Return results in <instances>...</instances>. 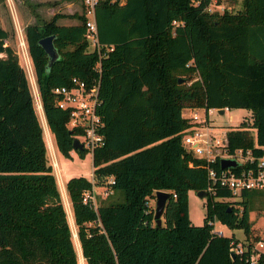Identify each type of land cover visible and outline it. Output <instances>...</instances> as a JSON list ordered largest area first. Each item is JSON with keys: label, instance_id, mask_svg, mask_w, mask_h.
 Wrapping results in <instances>:
<instances>
[{"label": "trees", "instance_id": "16d2710c", "mask_svg": "<svg viewBox=\"0 0 264 264\" xmlns=\"http://www.w3.org/2000/svg\"><path fill=\"white\" fill-rule=\"evenodd\" d=\"M209 1L101 0L95 9L98 40L107 48L101 55L88 47L83 9L69 14L76 23H58L64 14L57 13L25 26L44 118L65 156L82 130L68 126L69 110L57 105L52 89L72 76L99 82L105 142L93 150V177L111 191L94 208L83 201L93 185L89 177L65 183L86 264H248L260 237L232 257L235 235L214 232L213 220L249 235V212L264 189L223 200L214 196L230 191L218 187L206 195L203 222L194 224L188 191L205 189L208 181L204 160L182 145L188 126L182 109L251 111L255 132L245 121L227 128L225 138L231 150L262 152L264 0H242L239 10L222 12L209 10ZM48 34L59 52L50 65L38 43ZM7 37L0 27V264H78L29 79ZM75 151L83 157L87 150ZM158 189L170 192L160 225L149 203Z\"/></svg>", "mask_w": 264, "mask_h": 264}, {"label": "built area", "instance_id": "2783aa9c", "mask_svg": "<svg viewBox=\"0 0 264 264\" xmlns=\"http://www.w3.org/2000/svg\"><path fill=\"white\" fill-rule=\"evenodd\" d=\"M85 14V36L88 40L89 49L97 50L98 54H104L107 48L102 51V45L98 40L97 24L95 20V9L101 0H81ZM122 0H109V2ZM218 0H210L207 8L211 10V6L216 4ZM173 23H177L173 20ZM112 48V47H108ZM20 51L25 58V67L31 77L34 79L33 66L30 55L28 53L27 42L20 40ZM56 95V103L59 107L69 110V127H80L81 134L75 136L81 143L82 147L91 154L96 147L104 144V135L101 128L104 122L97 111L100 103L99 98V82L94 80L92 84H88L86 80L72 76L70 84L56 85L52 89ZM38 99V108L43 113L42 103L38 89L36 90ZM190 109L186 115L182 116L187 119L188 126L182 131V145L187 151L204 160L206 164L207 186L204 189L207 195H215L218 187L229 189L230 195L214 196L216 199L235 200L241 197V192L248 189H264V146L262 152L255 155L250 148L238 147L231 150L225 138L226 128L217 126L211 120L209 113L211 110L229 109L225 107H210L206 109L204 106H188ZM199 109H203L199 112ZM44 114V113H43ZM228 158L236 161L234 166H221V159ZM54 166L57 161L53 160ZM217 165V167H216ZM93 183L90 190H86L83 194V201L88 202L94 208H97V201L92 195L94 189V177L91 175ZM108 183L113 182V178L109 177ZM105 195L110 192L108 185H103ZM175 195V193H174ZM214 222V220H213ZM214 229V232L223 234L220 228ZM249 241L243 243L233 241L230 246L231 253H242L248 249ZM248 264H264V242L259 239L254 241L249 249L247 258Z\"/></svg>", "mask_w": 264, "mask_h": 264}, {"label": "rangeland", "instance_id": "374dc122", "mask_svg": "<svg viewBox=\"0 0 264 264\" xmlns=\"http://www.w3.org/2000/svg\"><path fill=\"white\" fill-rule=\"evenodd\" d=\"M73 2V5H65V3ZM242 0H218L216 4L212 5L211 10H217L222 12L223 10L237 11L241 8ZM83 9L81 0H0V27L4 28L8 32V37L5 39V44H10L17 53L20 64L25 67V58L20 51V40L25 38V26L31 22H37L42 24L43 21L49 20L54 14L57 13H69L70 10L80 12ZM70 16V15H69ZM68 18V17H67ZM59 17L57 18V20ZM56 20V21H57ZM3 53H0L2 55ZM27 77L29 79L34 107L41 121L44 137L47 144V159L48 163L52 165V171L55 174L58 188L60 190L61 199L67 214V219L71 229L72 240L77 252L78 264H86L85 258L82 255L80 242L77 235L76 224L74 223L71 203L66 191V180L74 175H84L91 179L93 173L92 154L90 151H86L85 155L81 157L75 149L71 150V156H65L62 154L55 145L53 135L45 121L43 113L38 108V99L36 96L37 85L29 72L26 70ZM34 73V72H33ZM201 107V106H198ZM187 109V110H186ZM183 112L186 115L188 108H183ZM203 109H199L201 113ZM209 116L213 122L221 128L238 127L241 123H245L249 126L252 132H255V128L252 125L251 111L245 108H229L224 113H219L216 110H211ZM57 156L59 165L54 166L53 160ZM59 166V167H58ZM59 170V171H58ZM93 194L98 203L100 199L106 195L103 192V185H95ZM150 205H155V197L149 200ZM206 196L200 197L197 191L190 189L188 191V213L191 221L194 224H201L206 211ZM250 231L249 235L245 233L242 228L230 229L226 225L222 224L217 218L213 222L214 229H222L223 234L235 235L238 242H245L253 240L255 235H258L264 242V198L255 199L253 203V209L249 212ZM163 221V216H162ZM162 223V222H161ZM216 230V231H217ZM255 241V240H253ZM257 241V240H256Z\"/></svg>", "mask_w": 264, "mask_h": 264}, {"label": "water", "instance_id": "95a60500", "mask_svg": "<svg viewBox=\"0 0 264 264\" xmlns=\"http://www.w3.org/2000/svg\"><path fill=\"white\" fill-rule=\"evenodd\" d=\"M54 34H48L39 38L38 43L43 47L46 54L48 55V65H50L55 59L59 57V52L54 45ZM220 113H223V109L218 110ZM72 145L74 149H82V143L77 139L73 138ZM236 161L233 159L223 158L221 159V166H234ZM197 194L202 197L206 196L207 193L204 189L197 191ZM170 197V192L163 189H158L155 191V205H154V219L155 222L160 225L162 222V214L166 205L167 200ZM233 257V253L231 254Z\"/></svg>", "mask_w": 264, "mask_h": 264}, {"label": "crops", "instance_id": "0c3cea01", "mask_svg": "<svg viewBox=\"0 0 264 264\" xmlns=\"http://www.w3.org/2000/svg\"><path fill=\"white\" fill-rule=\"evenodd\" d=\"M125 0H122L120 3H122V2H124ZM73 2L74 1H71V2H68V3H65V5H73ZM82 2V1H81ZM76 11H73V10H70L69 11V13H75ZM60 14H64V15H61V16H59V19L57 20V22L58 23H60V24H72V23H76L77 22V19L75 18V17H73V16H69V15H65V14H68V13H61L60 12ZM68 17V18H67ZM32 23H37V22H31V23H29V24H32ZM28 25V24H27ZM187 110V109H186ZM182 112H183V110H182ZM219 112V111H218ZM220 113V112H219ZM224 113V112H223ZM183 114H185L184 112H183ZM222 114V113H221ZM55 160L57 161V156H55ZM57 163H58V161H57ZM58 165H59V163H58ZM59 167V166H58ZM59 171V170H58Z\"/></svg>", "mask_w": 264, "mask_h": 264}, {"label": "bare ground", "instance_id": "6f19581e", "mask_svg": "<svg viewBox=\"0 0 264 264\" xmlns=\"http://www.w3.org/2000/svg\"><path fill=\"white\" fill-rule=\"evenodd\" d=\"M44 115V114H43Z\"/></svg>", "mask_w": 264, "mask_h": 264}]
</instances>
